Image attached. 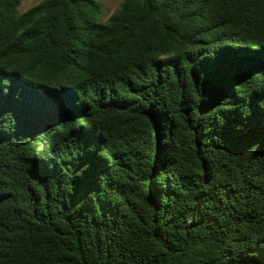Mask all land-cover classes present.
<instances>
[{"label": "trees", "instance_id": "obj_1", "mask_svg": "<svg viewBox=\"0 0 264 264\" xmlns=\"http://www.w3.org/2000/svg\"><path fill=\"white\" fill-rule=\"evenodd\" d=\"M0 0V264H264V0Z\"/></svg>", "mask_w": 264, "mask_h": 264}, {"label": "rangeland", "instance_id": "obj_2", "mask_svg": "<svg viewBox=\"0 0 264 264\" xmlns=\"http://www.w3.org/2000/svg\"><path fill=\"white\" fill-rule=\"evenodd\" d=\"M42 0H20V4L17 8L18 13H21L31 6L37 4ZM101 4V14L97 17V20L99 22H106L107 18L115 12L119 6L122 0H96Z\"/></svg>", "mask_w": 264, "mask_h": 264}]
</instances>
